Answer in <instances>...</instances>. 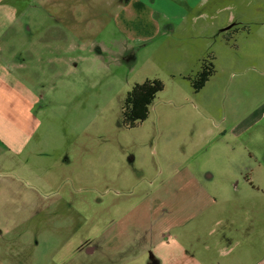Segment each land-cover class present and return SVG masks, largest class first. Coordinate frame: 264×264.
<instances>
[{
    "label": "rangeland",
    "instance_id": "rangeland-1",
    "mask_svg": "<svg viewBox=\"0 0 264 264\" xmlns=\"http://www.w3.org/2000/svg\"><path fill=\"white\" fill-rule=\"evenodd\" d=\"M120 1L79 0L81 10L75 14L65 3L61 15L42 19L47 22L42 27L39 8L27 12L32 28L27 42L50 43L44 63L28 48L19 56L28 60L24 75L43 102L36 110L43 126L32 145L47 142L43 150L52 156L29 164L30 152L16 156L0 146V264H252L248 241H255L258 257L264 252V210L250 209L249 201L256 196V202H264V195L239 183L233 170L222 172L216 152L223 147L221 128L232 121L229 92L247 77L234 78L241 68L231 69L229 61L234 57L238 65L260 53L248 52L251 42L240 37L231 40L241 46L233 50L221 29L235 15L242 19L244 12L264 10V0H223L227 20L209 12L196 41L201 47L193 51L200 56L197 67L194 61L178 62L170 40L160 47L167 35L151 44L126 37L116 18ZM248 19L258 27V18ZM210 54L216 74L196 93L183 76L194 75ZM155 78L165 89L150 117L125 129L127 93ZM250 85L252 104L257 103L258 86ZM243 89L239 96L248 95ZM247 111L242 107L233 114L243 119ZM256 137L259 143L261 135ZM263 162L251 163L259 167ZM174 217L183 221L173 225L187 226L168 228L160 221ZM165 229L176 239H167L171 242L162 255L163 244L156 242ZM203 242L215 249L212 256L217 246L220 256L207 258Z\"/></svg>",
    "mask_w": 264,
    "mask_h": 264
},
{
    "label": "crops",
    "instance_id": "crops-1",
    "mask_svg": "<svg viewBox=\"0 0 264 264\" xmlns=\"http://www.w3.org/2000/svg\"><path fill=\"white\" fill-rule=\"evenodd\" d=\"M33 1H38V4L35 6L32 5ZM222 1L121 0L120 10L116 18L126 37L138 44H151L156 42L161 34L164 35L163 38L167 35L168 37L164 39L166 40L164 41L165 43H161L160 47L166 45L168 40H170L168 43L175 46L176 55L179 53L176 56L177 61L181 64L192 63L194 61L193 65L197 67V59L200 56L193 51L197 50L196 52H198V49L201 47L197 45L196 41L200 35L199 30L203 29V18L208 16L209 12L213 14L212 17L219 16L226 20L229 17V15H224V6H221ZM65 3H67L69 11L74 14L75 11L81 10H79L81 7L79 0H0V146L7 150L8 153L16 156L30 152V156H34L30 162V156L27 154L29 156L27 163L29 164H34L38 156L52 155L48 154L47 150H43L47 142L43 143V145H32V141L36 137L38 130L43 126V120H40L38 114H36L37 108L43 102L34 84H30L27 76L24 75L26 69H28L25 65L28 60L19 56L28 48L27 50H34V54L31 55L32 58L36 60L40 59L39 61L44 63V58L47 56L44 52L50 46V43L44 39H41L34 45L27 42V33L32 31L31 26L28 25L29 23L26 20L28 18L30 19V14L27 12H32L30 9H33V7H36V9L39 8L41 11V16L39 17L40 26L42 27L43 25H47L46 21L41 22L42 19L58 17L59 13L61 15ZM239 8H241L240 5L237 9ZM254 10L243 13H247V18L241 19L239 15L238 17L236 15L233 16L231 23H228L224 27L222 26L223 28L221 30L223 35L221 33L218 34L222 35L221 37L224 39L225 35L235 29L246 28V30L236 34L235 38L240 37L244 38L246 43L251 42L248 47V52L258 51L260 58L247 56L242 60H238V65H236L237 60L234 57L229 61L231 63L229 67H232L231 69L241 68L240 71L236 72V76L233 74L235 76L234 78L247 77L238 80L235 86L233 85L234 89H232V92H229V94L231 93L232 100L226 108L232 112L230 116V121H232L229 125L221 128V139L218 141L222 143L223 147L218 149L216 154L220 159L219 166L224 168L223 170L220 168L222 172L233 170L232 177L240 178L239 183L242 181L243 184H249L253 191L264 195V162L259 167H253L251 163L255 162L258 164V161H264V126L260 132L256 130L258 121L264 119V10ZM42 14L44 15L42 16ZM248 17L253 20L258 18L260 20L257 22L258 27H255V22L248 19ZM59 30L61 29H56L55 34L59 35ZM223 41L225 42V39ZM240 48L241 46L238 44L237 47H232L236 51H239ZM56 49L57 51L63 50V48H59L58 46ZM180 49H188L192 53L190 56H187L185 52H180ZM61 59L63 57L59 58V60ZM248 84L249 87H251L250 84L258 86L257 92L260 95V99L257 103L254 102L252 104L254 91H251ZM243 88L249 89V92L248 95L244 93L242 97V95L239 96L238 92L241 89L244 91ZM242 107L248 110L247 115L243 119H238V116L235 117L233 113ZM228 120L229 118L227 116L221 121V124L224 125ZM261 123L264 124V120ZM257 135H261L259 143L256 142ZM230 143L233 144L232 150H228L227 153L224 152L225 147H228ZM42 146L43 148L40 149ZM228 155H232L234 158L229 159ZM259 158H262V160H259ZM205 177H209L211 180L214 179L213 175L211 177L205 175ZM40 179L42 183L44 179L42 177ZM215 198L217 199V196L213 197V204L217 203ZM250 198H252L249 201L250 209L258 207L264 210V202H256V196ZM204 207H207V204ZM160 221H164L163 223L168 225V228L175 226L184 227L188 224L180 223L173 225L176 222H182V217L179 219L174 217L172 221L160 218ZM202 222L207 221L203 219ZM166 232V229L160 231L156 242L163 244L161 248L162 255L166 252L165 245L171 242H166L167 239H176V237L166 236ZM248 242L249 250L248 254L246 253L249 258L248 260H251L252 264H264V252L258 257L256 255L255 241L250 239ZM217 250L218 247L216 246V255L212 256L215 249L213 248L212 251L209 250L205 242L201 245V251H208L204 254L207 258L210 256L219 257L220 255H218L219 252ZM190 257L193 256L190 255ZM163 259L164 261L166 260L165 257Z\"/></svg>",
    "mask_w": 264,
    "mask_h": 264
},
{
    "label": "trees",
    "instance_id": "trees-1",
    "mask_svg": "<svg viewBox=\"0 0 264 264\" xmlns=\"http://www.w3.org/2000/svg\"><path fill=\"white\" fill-rule=\"evenodd\" d=\"M246 28L235 29L231 33L224 36L226 42L231 44V40L240 31ZM234 48L236 43L231 44ZM215 57L209 55L200 61L199 70L192 76L184 77L190 82L194 92H200L209 80L216 74L214 65ZM165 89V84L162 80L146 79L143 83H137L127 93L126 99L122 107V125L125 129H134L142 125L151 114V107L154 104L158 94Z\"/></svg>",
    "mask_w": 264,
    "mask_h": 264
}]
</instances>
